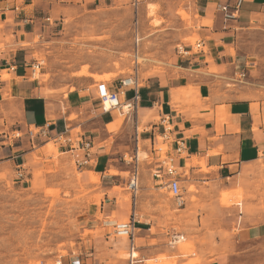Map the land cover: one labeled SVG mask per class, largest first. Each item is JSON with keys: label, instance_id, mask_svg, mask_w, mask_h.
I'll return each instance as SVG.
<instances>
[{"label": "crops", "instance_id": "1", "mask_svg": "<svg viewBox=\"0 0 264 264\" xmlns=\"http://www.w3.org/2000/svg\"><path fill=\"white\" fill-rule=\"evenodd\" d=\"M69 1L88 7L96 2ZM183 1L198 16L196 34L203 51L192 52L172 64L166 73L138 83L137 109L129 118H121L117 111L102 110L96 84L88 76L76 75L82 71L80 68L69 76L74 90L64 95L34 78V62L28 50L10 46L0 50V140L5 134L25 133L33 127H47L48 132L46 138L38 136L32 142L26 137L22 144V139L12 145L3 142L0 161L15 164L19 157L25 159L35 152L32 150L51 142L59 155L75 156L82 181L99 195L98 204L88 208L89 222L83 229L97 231L108 227L109 222L127 221L133 213L136 216L132 242L122 238L125 240L112 245L111 235L104 229L83 239L82 248L66 264H102L106 259V264H130L117 259V253L126 250L129 257L135 255L143 260L164 253L160 241L168 240L172 233L168 215L174 210L169 205L160 208L153 196L165 188L168 180L160 164L163 148L164 157L173 159L180 186L192 184L197 190L204 189L213 196L212 204L219 212L233 214L225 221L226 228L243 226L236 236L238 244L264 240V221L248 224L247 215L238 212L242 203L230 208L219 204V194L234 190L241 179L247 178L246 169L257 163L264 152V101L256 97V85L264 78V54L256 55L250 49L254 44L250 33L264 32V0ZM218 5L233 11L235 19L225 20ZM17 11V7L0 11V24L11 22L6 30H13V36L21 41L22 35L30 34L24 26L29 21L17 16ZM241 73L245 74L241 81L244 86L235 84ZM4 75L9 78L3 79ZM116 82L108 86L117 89ZM133 95L128 90L120 101ZM166 126L170 132L164 140ZM58 135H64L71 144L55 140ZM179 140L185 146L182 156L174 152ZM76 141L91 142L90 161L85 165L79 166L84 155L77 150ZM135 152L138 157L144 156L139 161L137 194L132 197L127 190L129 169L123 156ZM20 166L24 164H17L18 169ZM111 169L115 173H110ZM125 173L127 178L121 176ZM222 242L216 240L219 245L212 248L215 253L199 264H243L234 259V253L222 251ZM131 244L135 252L130 251ZM104 247L107 254L102 258L99 252ZM182 247L178 248L180 253L186 251ZM207 250L211 251L206 247L204 253Z\"/></svg>", "mask_w": 264, "mask_h": 264}, {"label": "rangeland", "instance_id": "2", "mask_svg": "<svg viewBox=\"0 0 264 264\" xmlns=\"http://www.w3.org/2000/svg\"><path fill=\"white\" fill-rule=\"evenodd\" d=\"M16 7L17 16L29 21L24 26L30 34L22 35L18 41L13 30H6L11 22L0 24V50L6 46L28 50L34 65H39L34 78L64 95L74 90L69 76L78 68L80 73L87 69V76L95 84L110 85L132 76L140 84L145 78L166 73L172 64L182 60L176 46L200 41L196 34L198 16L182 0H140L137 6L130 0H96L90 7L69 0H0V11ZM250 34L254 42L250 49L263 55L264 32ZM103 75L110 78H98ZM262 79L256 85V97L264 101ZM22 142H26L24 137ZM32 151L35 152L25 159H16L15 164L0 161V264H66L82 248L83 239L104 229L111 235L112 245L125 240L113 237L109 226L97 231L83 229L89 222L88 208L98 204L99 195L82 181L75 156L59 155L51 142ZM165 151L166 148L161 150L160 158ZM46 156L51 160H42ZM143 156L139 155V161ZM19 163L24 164L19 167L21 178L17 177ZM246 170L247 178L241 179L234 190L219 194V204L230 208L242 203L238 212L247 215L248 224H256L264 221V162L259 160ZM121 176L127 178L128 174ZM91 181L96 182L94 178ZM181 190L185 202L181 209H177L165 188L153 196L160 208L172 206L169 228L182 237V242L175 238V245L170 246L168 240L162 239L163 254L143 260L135 255L129 257L126 250L117 253V259L148 264L149 260L166 256L169 263L177 257L173 264H199L215 253L212 248L219 245L216 240H221L222 251L234 253L237 262L264 264V240L238 244L236 236L243 226H224L233 214L219 212L212 204L213 196L204 189L185 184ZM181 245L185 252H179ZM206 247L211 251L204 253ZM184 253L188 255L180 257ZM99 254L104 258L107 248H101ZM107 260L99 261L106 264Z\"/></svg>", "mask_w": 264, "mask_h": 264}, {"label": "built area", "instance_id": "3", "mask_svg": "<svg viewBox=\"0 0 264 264\" xmlns=\"http://www.w3.org/2000/svg\"><path fill=\"white\" fill-rule=\"evenodd\" d=\"M133 6H137L140 0H130ZM217 10L223 13V17L225 20H234L235 13L233 11H229L226 6H217ZM203 44L201 41L196 42L194 45L188 46H176V53L180 58H186L191 55L192 52H202ZM39 65L35 64L32 66L33 73H35V69H38ZM245 77L244 73H241L237 76V81L241 82ZM118 84L117 89H111L106 82H98L96 84V98L98 99L101 108L104 112L109 111H117L121 116L125 118H129L134 115L137 109L138 103V80L137 77H129L118 80L116 82ZM128 90L134 92V95L131 99L126 100L125 102L120 101V97L123 96ZM164 122V121H163ZM170 132V128L168 126L164 129V134L162 139L166 140L167 135ZM38 136L46 138L48 136L47 127L46 128H28L25 133L21 132H13L10 134L3 135L2 140H0V148L3 146V142L7 145H12L14 141H20L23 137H26L28 141H34ZM57 141L64 144H71V140L67 139L64 135H58L56 137ZM79 145L78 151L83 153L84 160L81 162V165H85L90 161L91 149L92 145L89 141H76ZM71 150H76L72 148ZM185 151L184 142L179 140L176 142L175 147V155L182 156ZM260 160L264 162V152L260 155ZM124 163L129 166V181L127 184V190L132 194V197H135L137 192V182H138V171H139V157L137 153H133L131 155L126 154L123 156ZM161 166L165 169V174L168 177V180L165 182V188L168 192V195L171 199L174 200L175 206L177 209H181L184 206V197L182 195V190L180 186V181L177 178L176 170L173 166V159L169 158H161ZM23 174L21 170L18 169L17 177L21 178ZM136 216L134 213L131 215L130 219L123 222H109L107 225L111 227L112 234L117 238H127L129 240H133L135 224H136ZM178 235L175 233H170L168 235V245H175V237ZM130 251H134V246L131 244Z\"/></svg>", "mask_w": 264, "mask_h": 264}, {"label": "bare ground", "instance_id": "4", "mask_svg": "<svg viewBox=\"0 0 264 264\" xmlns=\"http://www.w3.org/2000/svg\"><path fill=\"white\" fill-rule=\"evenodd\" d=\"M77 76H87L88 75V73H87V69L85 70V71H83L82 73H78V74H76ZM115 76H118L117 74L115 75ZM35 77H36V75H35ZM92 77H96V76H92ZM114 77V76H113ZM98 78H102V79H104V80H108L109 78H110V75H103V76H98ZM176 239H179L180 240V242H182L181 240V237H177ZM178 242V244L180 243L179 241H177ZM174 243H176V242H174ZM186 255H188L187 253H184V254H182L180 257H184V256H186ZM176 258L177 257H175V258H173L172 260L174 261V260H176ZM169 260V259H168ZM172 261V262H173ZM172 262H167V257L166 256H160V257H158V258H156V259H153V260H149V263L148 264H173Z\"/></svg>", "mask_w": 264, "mask_h": 264}]
</instances>
